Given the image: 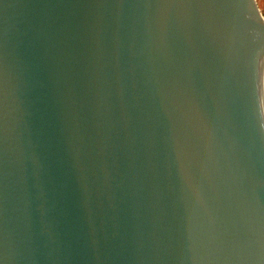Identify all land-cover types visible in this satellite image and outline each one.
Returning <instances> with one entry per match:
<instances>
[{"label":"water","instance_id":"95a60500","mask_svg":"<svg viewBox=\"0 0 264 264\" xmlns=\"http://www.w3.org/2000/svg\"><path fill=\"white\" fill-rule=\"evenodd\" d=\"M0 264H264L257 0H0Z\"/></svg>","mask_w":264,"mask_h":264},{"label":"snow or ice","instance_id":"6c2138e0","mask_svg":"<svg viewBox=\"0 0 264 264\" xmlns=\"http://www.w3.org/2000/svg\"><path fill=\"white\" fill-rule=\"evenodd\" d=\"M249 94L252 101L258 103L259 101L258 77L252 79L249 87Z\"/></svg>","mask_w":264,"mask_h":264},{"label":"rangeland","instance_id":"374dc122","mask_svg":"<svg viewBox=\"0 0 264 264\" xmlns=\"http://www.w3.org/2000/svg\"><path fill=\"white\" fill-rule=\"evenodd\" d=\"M258 6L262 12V14L264 15V0H257Z\"/></svg>","mask_w":264,"mask_h":264}]
</instances>
